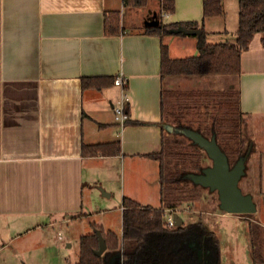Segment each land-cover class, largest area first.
<instances>
[{"label":"crops","instance_id":"1","mask_svg":"<svg viewBox=\"0 0 264 264\" xmlns=\"http://www.w3.org/2000/svg\"><path fill=\"white\" fill-rule=\"evenodd\" d=\"M203 1L176 0L169 13L161 10V0L141 8H127L123 0H0V235L8 232L0 240V254L19 241V252L12 254L33 261L46 242L42 231L53 227L56 235L70 223L86 222L87 234L95 222L105 233L121 236L124 197L160 206L159 163L147 155L160 150L166 129L161 124L162 39L144 28L151 22L197 21L210 42L234 41L239 1L224 0V14L205 19ZM110 12L121 14L119 35L104 32ZM163 41L172 58L197 54L196 35ZM119 73L127 77L131 96V119L124 128L113 111L121 89L113 83L83 86L84 78ZM165 83L181 90L238 88L244 135L254 148L247 167L260 158L264 167L261 34L243 52L238 77L176 76ZM118 140L119 155L83 156L84 145ZM110 216L120 218L117 229ZM14 228L25 231L14 235ZM68 242L59 240V254L66 244L72 248Z\"/></svg>","mask_w":264,"mask_h":264},{"label":"trees","instance_id":"2","mask_svg":"<svg viewBox=\"0 0 264 264\" xmlns=\"http://www.w3.org/2000/svg\"><path fill=\"white\" fill-rule=\"evenodd\" d=\"M148 1L123 0V3L127 8H141L146 7ZM238 1L239 24L235 40L212 43L202 25L200 35L197 36V54L193 56L172 58L169 46L163 40L175 35L172 29L181 25L199 28V22L159 23L144 28L145 33L162 39L161 124L175 128L173 133L165 129L160 150L147 155L159 163L160 206L143 205L124 197L122 235L113 231L105 233L100 225L93 222L92 232L79 239L77 264H113L114 256L115 264H222L220 239L205 222H183L182 225L171 228L166 224L165 213L167 210L177 212L183 206L195 203L205 189L187 176L201 173L205 168L204 159L209 157L179 130L192 129L206 138L215 136L231 167L242 156H248L249 159L254 148L244 135L245 118L241 109V93L238 88L171 89L167 87L165 80L176 76L238 77L241 74L242 54L249 48L254 36L261 34L264 45V0ZM175 8L176 0H161L162 11L174 13ZM203 12L204 19L223 15L224 0H204ZM122 30L120 12L106 14L105 34L119 35ZM114 79L115 77H87L83 79V86L102 88L107 84H114ZM82 151L86 157L114 156L121 154L122 148L118 140L84 145ZM96 231L102 232L107 244V250L102 256L95 254L99 248ZM249 236L253 263L264 264V226L249 220Z\"/></svg>","mask_w":264,"mask_h":264},{"label":"rangeland","instance_id":"3","mask_svg":"<svg viewBox=\"0 0 264 264\" xmlns=\"http://www.w3.org/2000/svg\"><path fill=\"white\" fill-rule=\"evenodd\" d=\"M198 77L201 78L200 76ZM204 87L203 85L199 88L203 89ZM204 165L205 167L212 165V160L205 158ZM239 186L244 194H249L253 197L257 206V212L253 213L252 217H246L243 214H230L221 210L219 208L217 192L211 191L209 188H205L202 191V196L198 201L193 204H187L177 210L185 222L201 220L217 234L221 243L222 264H254L251 257L249 221L246 218H252L264 225V167L262 158L254 164L253 168L247 167L246 164V172L242 176ZM114 200V198L109 199V202L114 203ZM189 205H195V208L187 209L186 207ZM212 212L224 215L214 216L211 214ZM109 220L115 229H117L119 223L121 225L120 218L116 216H110ZM89 227L86 225V222L70 223L64 224L61 229H57L56 235L53 234V227L42 231L40 237L44 238L46 242L43 251L41 249L35 253L37 257L33 261L25 260L19 253L13 255V250H17L18 252L20 250L19 241H14L7 247L6 254L8 255L5 253L0 254V264H75L78 261L79 238L86 233L84 231H91ZM24 231L20 232L18 228L11 230L14 235H17L16 233L21 234ZM7 234L8 232L1 234L0 240L5 241L1 238ZM61 238L65 239L66 242L69 240L68 243L72 245V248H68L66 244L62 249L64 253L59 254L57 244Z\"/></svg>","mask_w":264,"mask_h":264},{"label":"water","instance_id":"4","mask_svg":"<svg viewBox=\"0 0 264 264\" xmlns=\"http://www.w3.org/2000/svg\"><path fill=\"white\" fill-rule=\"evenodd\" d=\"M152 25H157L151 22ZM199 28H188L179 26L172 29L174 34L200 35ZM168 132L175 131L174 126L165 125ZM180 133L191 139L195 144L202 148L212 160V165L202 169L201 173L189 174L187 177L195 184L211 191H217L219 196V208L230 214H253L257 212V206L254 199L249 194H244L239 186L242 176L246 172V164L248 156H242L236 164L231 167L228 157L217 143L216 137L206 138L198 131L192 129L179 130ZM177 225L183 224V219L179 215H175ZM99 239V248L95 251L97 256H102L107 250L106 240L101 231H96ZM116 257L112 258L115 264Z\"/></svg>","mask_w":264,"mask_h":264},{"label":"built area","instance_id":"5","mask_svg":"<svg viewBox=\"0 0 264 264\" xmlns=\"http://www.w3.org/2000/svg\"><path fill=\"white\" fill-rule=\"evenodd\" d=\"M114 84L121 89V97L117 104L113 106L115 122L124 128L130 121L129 106L131 103V96L128 93V79L123 73H119L115 76ZM175 211L167 210L165 213V220L168 227L177 226Z\"/></svg>","mask_w":264,"mask_h":264}]
</instances>
